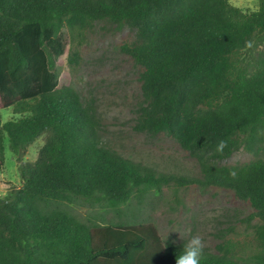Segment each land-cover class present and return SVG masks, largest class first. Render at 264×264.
<instances>
[{"label": "trees", "instance_id": "1", "mask_svg": "<svg viewBox=\"0 0 264 264\" xmlns=\"http://www.w3.org/2000/svg\"><path fill=\"white\" fill-rule=\"evenodd\" d=\"M243 11L229 0H0V162L46 135L21 185L0 196V264H176L184 242L156 226L79 219V203L126 213L163 187L219 186L248 200L258 249L239 255L218 244L201 264H264V156L220 161L240 146L264 149V0ZM127 25L121 46L141 68L134 129L172 137L200 177L162 172L124 157L100 136L93 101L59 83L64 30L81 36L95 22ZM80 42V40H79ZM78 49L70 50V62Z\"/></svg>", "mask_w": 264, "mask_h": 264}, {"label": "rangeland", "instance_id": "2", "mask_svg": "<svg viewBox=\"0 0 264 264\" xmlns=\"http://www.w3.org/2000/svg\"><path fill=\"white\" fill-rule=\"evenodd\" d=\"M243 11L257 9V0H229ZM66 47L56 63L59 83L72 86L82 102L92 100L100 121L103 142L124 157L144 163L158 171L200 177L195 159L172 137L155 136L134 129L137 107L142 100L141 68L122 51L121 46L133 39V30L108 21L95 22L81 36L64 30ZM80 40V42H79ZM78 49V59L70 62V50ZM2 122L15 115L10 109L0 111ZM46 135L37 138L20 155L5 144L0 162V196L21 185L19 165L36 159ZM264 156V149L251 151L240 146L221 164H244ZM126 213L91 208L87 203L76 204L72 212L81 220H128L153 223L162 239L173 243L184 242L193 235L202 238L204 249L217 253L218 244L239 255H250L257 247L253 225L258 222L255 210L248 200L238 198L231 189L210 186L200 189L195 184L186 188L163 187L158 195L150 193L138 203L132 200Z\"/></svg>", "mask_w": 264, "mask_h": 264}, {"label": "clouds", "instance_id": "3", "mask_svg": "<svg viewBox=\"0 0 264 264\" xmlns=\"http://www.w3.org/2000/svg\"><path fill=\"white\" fill-rule=\"evenodd\" d=\"M204 255V245L199 235H193L183 245L182 254L176 259V264H201Z\"/></svg>", "mask_w": 264, "mask_h": 264}, {"label": "water", "instance_id": "4", "mask_svg": "<svg viewBox=\"0 0 264 264\" xmlns=\"http://www.w3.org/2000/svg\"><path fill=\"white\" fill-rule=\"evenodd\" d=\"M18 154L20 155V151L18 152Z\"/></svg>", "mask_w": 264, "mask_h": 264}]
</instances>
